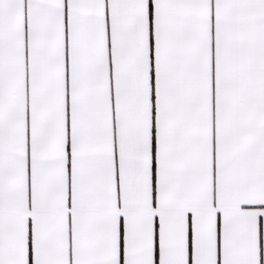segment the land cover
<instances>
[{"label": "snow or ice", "instance_id": "obj_1", "mask_svg": "<svg viewBox=\"0 0 264 264\" xmlns=\"http://www.w3.org/2000/svg\"><path fill=\"white\" fill-rule=\"evenodd\" d=\"M121 250L264 264V0H0V264Z\"/></svg>", "mask_w": 264, "mask_h": 264}, {"label": "crops", "instance_id": "obj_2", "mask_svg": "<svg viewBox=\"0 0 264 264\" xmlns=\"http://www.w3.org/2000/svg\"><path fill=\"white\" fill-rule=\"evenodd\" d=\"M149 4L151 6V0H149ZM30 261H31V254H30ZM157 262H158V251H157ZM121 264H123V251L121 250Z\"/></svg>", "mask_w": 264, "mask_h": 264}]
</instances>
